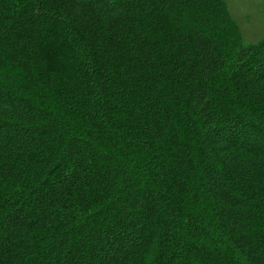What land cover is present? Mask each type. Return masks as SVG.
Segmentation results:
<instances>
[{
    "label": "trees",
    "instance_id": "obj_1",
    "mask_svg": "<svg viewBox=\"0 0 264 264\" xmlns=\"http://www.w3.org/2000/svg\"><path fill=\"white\" fill-rule=\"evenodd\" d=\"M0 264H264V37L227 0H0Z\"/></svg>",
    "mask_w": 264,
    "mask_h": 264
},
{
    "label": "rangeland",
    "instance_id": "obj_2",
    "mask_svg": "<svg viewBox=\"0 0 264 264\" xmlns=\"http://www.w3.org/2000/svg\"><path fill=\"white\" fill-rule=\"evenodd\" d=\"M248 43L264 37V0H227Z\"/></svg>",
    "mask_w": 264,
    "mask_h": 264
}]
</instances>
